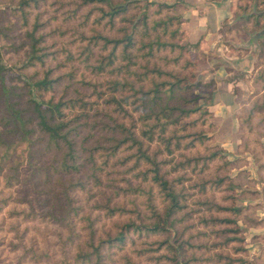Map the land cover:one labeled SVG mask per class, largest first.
I'll return each mask as SVG.
<instances>
[{
  "label": "rangeland",
  "instance_id": "374dc122",
  "mask_svg": "<svg viewBox=\"0 0 264 264\" xmlns=\"http://www.w3.org/2000/svg\"><path fill=\"white\" fill-rule=\"evenodd\" d=\"M194 1L146 0L174 3L172 8L160 10L152 5L147 6V18L156 20L165 16L177 17L181 32L171 41L187 48L185 51L160 50L151 61L159 69L180 76L186 74L184 63L190 60L194 69L187 81L201 84L197 89L175 92L168 103L191 106L184 99L203 97L209 100L206 105L208 114L203 124L197 114L183 120L196 119L186 131L200 130L208 137L207 140L201 145L195 144L193 148L174 151L172 155H159L157 159L162 162L161 172L166 173V178L174 180L175 185L184 190V207L177 214V217L181 216V221L176 229L183 239H189L193 245L187 251L191 260L186 264H264V37L256 40L255 45L249 41L253 32L264 27V15H258L259 25L256 27L253 19L258 16L252 13L264 9V0H207L224 3L229 7V14L215 29L204 31L199 37V34L193 37L190 35L194 32L195 24L187 20L189 11L196 9L197 2ZM16 2L0 0V28L4 35L0 40L1 58L2 63L10 68L5 75L17 78L6 81L7 85L11 84L10 90L13 93L10 100L14 102V108L27 109L21 114L25 117L30 113L27 75L35 72L38 74L42 69L21 67L23 54L27 50L24 31L29 29L35 14H38V21L44 23L40 32L45 34L43 44L49 53L47 65L55 66L60 62L52 72L53 76L62 73L57 86L53 88L54 97L61 93L65 85V94H72L71 89L79 87L75 80L69 81L63 75L70 72L77 63L74 58V62H64L63 57L67 49L74 52L78 47L79 33L89 36L91 30L95 29L104 35L118 37L120 33L117 29L124 22L118 16L109 28L106 18H98L97 4L76 7V11L68 15L69 20L62 21V12L75 8L78 0H40L37 8L29 11L27 23L24 24L15 10ZM132 7L127 13L138 12ZM139 10L142 11V8ZM175 26L173 21L167 29ZM148 33L149 37L153 34L151 30ZM168 36V32L161 33L160 40H167ZM134 39L136 59L141 61L139 55L144 49L140 43L148 38L145 31L138 27ZM196 41V47L189 46ZM17 46L20 49H15ZM73 72L74 79H79L81 74L85 75V80L92 79L82 64ZM34 96L35 93H32ZM6 129L0 126L1 137L13 143L18 142L7 165L12 166L13 160L19 164L13 173L17 181L10 179V186H6L3 178L5 173L11 174L12 171L4 169L0 173V264H58L64 247L68 258L75 246L83 240L89 231V221L99 236H103L106 231L112 234L117 225L133 217L130 210L134 204L137 209L142 208L140 198L122 195L113 202L122 201L126 211L109 216L97 207L99 195L94 186H90L89 190L75 187L69 194L71 205L76 207L73 215L71 213L69 216L73 235L62 248L66 229L50 220L49 215L57 216L64 200L53 182L58 174H52L47 169L49 181L43 179V168L49 160V154L42 150L43 143L38 139L41 134L33 132L28 135L33 142L26 147L24 142L19 141L21 134L12 136L4 132ZM214 149L218 155L206 162L203 169H200V162L194 168L192 162L189 165L183 162V156H204ZM121 153L129 156L132 152L124 150ZM132 159L125 166L131 167ZM115 169L121 172L123 167ZM132 170L134 173L137 168ZM120 176L114 172L106 177L118 179ZM137 181L134 178V182ZM200 183H203L201 191L195 186ZM117 184L122 185L120 181ZM152 194L160 208L163 202L155 188ZM197 201H210L213 205H199ZM216 206L233 207L237 212L219 210ZM213 218H227L234 223H212L210 220ZM233 229L234 232L228 231ZM172 236L173 233L167 236L169 242ZM128 237L123 246L110 247L107 264H172L167 260L170 257L168 254L166 259L163 258V247L156 251H146L155 247L152 242L164 236L129 233ZM173 256L180 264L177 252Z\"/></svg>",
  "mask_w": 264,
  "mask_h": 264
},
{
  "label": "trees",
  "instance_id": "16d2710c",
  "mask_svg": "<svg viewBox=\"0 0 264 264\" xmlns=\"http://www.w3.org/2000/svg\"><path fill=\"white\" fill-rule=\"evenodd\" d=\"M39 1L17 0L15 10L22 23H27V14L33 8H37ZM139 2L140 0H78L75 8L62 12V15L64 14L62 21H67L68 15L71 16L76 7L97 4L98 18H106L109 28L113 26L118 16L124 25L117 29L120 33L118 37L104 35L95 29L91 30L89 36L79 33L78 47L74 52L67 49L63 57L64 62L77 60L72 70L63 75L69 81L75 80L79 87H73L72 94H65V85L61 93L55 97L52 95L53 88L57 86L62 73L53 76L52 72L60 62L58 61L55 66L47 65L49 53L43 44L45 34L40 32L44 23L38 21V14L32 17L29 29L24 31L27 50L23 54L21 67L42 69L38 74L35 72L33 75H27L30 113L25 117L21 114L27 109L14 108V102L10 100L13 93L10 90L11 84L7 85L6 81H14L17 78L5 75L10 68L2 63L0 44V114H3L0 115V126L7 127L4 131L6 134L12 136L21 134L19 141L24 142L26 147L33 142L28 135L33 132L41 134L38 139L43 143L42 150L49 154V160L43 168V179L49 181L47 169L52 174H58L53 182L64 200L63 205L59 207L60 213L57 216L49 215L50 220L66 229L67 234L62 239V248L73 235V225L69 216L71 213L73 215L76 207L73 208L71 205L72 199L69 194L75 187L89 190L90 186H94L99 195L97 207L109 216L126 211L122 201L113 202L118 196H132L142 200L140 203L142 208L137 209V205L134 204L130 210L133 217L117 225L112 234L106 231L103 236H99L89 221V231L83 240L75 246V250L68 258L64 247L58 264H107L110 247L123 246L129 238V233L164 236L159 241L152 242L155 247L146 251H156L163 247L165 252L163 258L166 259L168 254L170 257L167 260L172 264H179L173 256L174 252H177L180 264H186L191 260L187 256V251L193 245L189 239H183L176 229V225L181 221V216L177 217V214L182 212L184 207V190L183 187H177L174 180L166 178V173L161 172L162 162L157 158L162 154L172 155L179 149L193 148L195 144L201 145L207 140L208 137L200 130L186 131L196 119L185 122L183 120L197 114L203 124L204 117L208 114L206 105L209 100L203 97L184 99V102L191 103V106L168 103L175 92L197 89L201 84L187 81V77L193 74L194 69V64L190 60L184 63L186 74L180 76L175 72L159 69L151 61L154 54L160 50H187L185 45L171 41L181 32L177 17L165 16L156 20L147 18V6L152 5L160 10L172 8L174 3H155L146 0L143 3ZM131 5L138 12L127 13ZM258 18L259 16L253 19L256 27L259 25ZM173 21L176 26L168 30ZM138 27L145 31L148 38L140 43L144 49L139 55L141 61L136 59L135 52L134 33ZM2 30L0 28V40L4 38ZM57 30L56 28L55 31ZM149 30L153 32L151 37ZM167 32L169 34L167 40H160L161 33ZM197 43L198 41L189 46L196 47ZM16 48L20 49L19 46ZM80 64L92 79L85 80L83 74L79 79H74L73 71ZM32 93L36 96L32 97ZM182 131L185 133L179 134ZM186 138H188L186 141L180 142ZM17 143L1 137L0 134V173L4 169L12 171L11 174H4L6 186L12 184L10 179L17 181L13 173L16 172L19 163L13 160L12 166L7 165ZM124 150H131L132 153L129 156L124 155L121 153ZM217 155L218 151L214 149L204 156H183V162L187 165L192 162L193 168L200 162V169H203L205 163ZM131 157L133 158L131 167L125 166ZM120 167H123V170L118 172L115 168ZM133 168H137L134 173ZM114 172L121 176L118 179L106 177ZM128 173L130 174L125 176ZM133 177L138 181L134 182ZM118 181L122 185L117 184ZM195 186H198L200 191L203 190V183ZM153 188L163 202L160 208L155 203ZM197 203L208 207L213 205L210 201ZM216 208L236 211L233 207ZM203 221L206 222L205 219ZM210 222L234 223L227 218H213ZM171 233L173 236L169 242L167 236L169 237Z\"/></svg>",
  "mask_w": 264,
  "mask_h": 264
},
{
  "label": "crops",
  "instance_id": "0c3cea01",
  "mask_svg": "<svg viewBox=\"0 0 264 264\" xmlns=\"http://www.w3.org/2000/svg\"><path fill=\"white\" fill-rule=\"evenodd\" d=\"M197 2L195 8L188 13V22H194V32L190 34L192 37H198L202 32H210L215 29L229 14V7L221 4L220 1L195 0Z\"/></svg>",
  "mask_w": 264,
  "mask_h": 264
},
{
  "label": "water",
  "instance_id": "95a60500",
  "mask_svg": "<svg viewBox=\"0 0 264 264\" xmlns=\"http://www.w3.org/2000/svg\"><path fill=\"white\" fill-rule=\"evenodd\" d=\"M255 16H258V15H264V9L259 11V12H252ZM264 37V27L263 28H260L259 30L253 32L250 37H249V41L251 44L255 45L256 44V40L260 39Z\"/></svg>",
  "mask_w": 264,
  "mask_h": 264
}]
</instances>
